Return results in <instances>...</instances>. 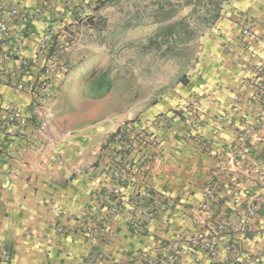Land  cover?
I'll return each mask as SVG.
<instances>
[{
	"label": "crops",
	"instance_id": "obj_1",
	"mask_svg": "<svg viewBox=\"0 0 264 264\" xmlns=\"http://www.w3.org/2000/svg\"><path fill=\"white\" fill-rule=\"evenodd\" d=\"M94 1L49 0L27 24L11 11L4 15L9 29L0 31V245L10 258L0 264H231L212 257L195 238L208 233L220 210L236 213L235 195L249 199L254 192L263 195V203L250 231H218L216 241L220 250L229 245L238 261L264 264V72L257 70L264 66V0L225 2L202 33L186 79L132 109L127 98L106 94L105 73L96 81L102 85L99 97L91 95L85 79L95 48L72 42V30L77 14ZM0 3L8 9L36 5ZM244 26L254 32L246 42ZM45 34L52 37L51 49H40ZM58 45L67 58L47 73L46 60ZM225 45L232 46L227 55ZM249 81L255 90L246 89ZM31 83L49 87L44 98L50 122L43 139L35 128L39 109L33 95L17 88ZM13 112L28 122L9 134ZM122 119L142 121L161 141L136 157L150 160L146 180L171 197L169 208L142 222L139 233L123 221L127 207L114 212L100 190L111 183L98 165L103 142ZM246 129L249 154L240 158ZM186 136L203 138L208 148ZM223 167L226 174L211 175ZM137 190L135 182L123 188L132 197ZM204 203L209 210L201 208ZM106 220L102 241L78 233L84 221L98 236Z\"/></svg>",
	"mask_w": 264,
	"mask_h": 264
},
{
	"label": "rangeland",
	"instance_id": "obj_2",
	"mask_svg": "<svg viewBox=\"0 0 264 264\" xmlns=\"http://www.w3.org/2000/svg\"><path fill=\"white\" fill-rule=\"evenodd\" d=\"M92 4L77 14L78 27L72 30V42L95 48L94 66L85 73L91 95L99 97L102 85L96 81L105 73L110 81L106 94L127 98L132 109L186 79L202 32L210 27L195 28L193 6L187 0H95Z\"/></svg>",
	"mask_w": 264,
	"mask_h": 264
},
{
	"label": "built area",
	"instance_id": "obj_3",
	"mask_svg": "<svg viewBox=\"0 0 264 264\" xmlns=\"http://www.w3.org/2000/svg\"><path fill=\"white\" fill-rule=\"evenodd\" d=\"M36 5L32 8L12 7L6 8L3 3H0V31L5 32L9 29L4 15L11 13L17 15L23 24H27L37 16L42 8L48 4L49 0H35ZM66 3H70V0H65ZM84 14V13H83ZM242 39L246 40L254 36V32L250 26H244L241 29ZM51 35L45 34L40 39V49L49 48L54 46L51 39ZM246 46V45H245ZM232 51L231 45H225L222 48L224 55L229 54ZM65 52V49L61 45L56 46L49 57L45 65L46 72L53 71L57 66L62 63L61 56ZM24 67L29 70V64L24 62ZM257 70L264 72V66L257 67ZM264 85V77L262 78ZM246 89L255 90L254 83L249 81L246 84ZM17 88L27 91L32 94L35 99V106L39 109L38 119L35 123L37 135L40 139L46 136L49 128L50 115L45 107L44 92L49 89L45 84H29L27 86L17 84ZM160 119V117H159ZM27 118L18 113L13 112L9 115V123L12 126L9 134H14L15 130H18L21 126L27 123ZM19 127V128H18ZM18 128V129H17ZM250 130L246 129L241 134L240 138L243 148L240 151V158H246L249 154V142L247 137ZM186 139L192 140L191 136H186ZM194 143L200 147L207 149V141L201 137L193 139ZM102 160L99 162L101 173L111 182L107 186L100 187L102 200L111 205V209L114 212H118L121 205H125L126 212L124 213L123 221L128 224L136 233L140 232V225L142 222L151 220L159 215L161 212L167 210L171 204V197L159 191L154 184L146 180L147 172L150 168V160L145 158L144 161L137 160V154L146 155L148 151L156 149L161 146V141L151 134L145 123L135 119H122L120 120L116 128L103 142ZM233 155L229 156V161L233 160ZM227 169L216 168L210 171L213 177H218L222 173L226 174ZM135 182L138 185V190L135 197L128 195L127 192H123V188L129 186ZM235 185V184H234ZM264 187V185H262ZM205 196H208V192H205ZM233 202L237 205L236 213H226L224 210L218 212L219 220L215 224H211L208 227V233L199 234L195 241L203 249L207 250L212 257H219L223 261L230 262L231 264H254L252 260H242L232 258L229 255L230 246L223 247L220 250L217 246L216 237L218 231H228L247 233L252 227L253 221L259 213L260 207L263 203V195L254 192L249 199H243L238 194L235 195ZM203 210H209V205L204 203L201 205ZM234 216H237L236 220ZM105 223L99 228L98 236L93 235L87 230V222L81 221L78 228V233L85 235L92 242L102 241L107 237ZM10 258V252L5 247L0 245V263H8Z\"/></svg>",
	"mask_w": 264,
	"mask_h": 264
},
{
	"label": "trees",
	"instance_id": "obj_4",
	"mask_svg": "<svg viewBox=\"0 0 264 264\" xmlns=\"http://www.w3.org/2000/svg\"><path fill=\"white\" fill-rule=\"evenodd\" d=\"M223 1L225 0H187V3L193 6L191 15L195 20V28L201 24L209 26L213 24L218 17L220 5ZM168 18L170 17H164V19ZM176 25H178V23H176L175 26ZM173 27L174 26L167 27L166 29H173Z\"/></svg>",
	"mask_w": 264,
	"mask_h": 264
}]
</instances>
